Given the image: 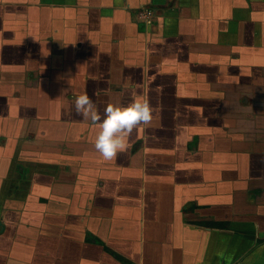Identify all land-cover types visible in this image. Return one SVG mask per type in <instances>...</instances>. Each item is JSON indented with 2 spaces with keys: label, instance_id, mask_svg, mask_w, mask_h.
I'll list each match as a JSON object with an SVG mask.
<instances>
[{
  "label": "crops",
  "instance_id": "obj_1",
  "mask_svg": "<svg viewBox=\"0 0 264 264\" xmlns=\"http://www.w3.org/2000/svg\"><path fill=\"white\" fill-rule=\"evenodd\" d=\"M82 93L152 125L106 161ZM256 221L264 0H0V264H264Z\"/></svg>",
  "mask_w": 264,
  "mask_h": 264
},
{
  "label": "clouds",
  "instance_id": "obj_2",
  "mask_svg": "<svg viewBox=\"0 0 264 264\" xmlns=\"http://www.w3.org/2000/svg\"><path fill=\"white\" fill-rule=\"evenodd\" d=\"M74 109L85 121H90L92 125L99 127L95 149L106 161L114 160L119 153L128 150L129 139L134 130L140 127L149 128L155 113V108L147 95L133 99L126 106L119 102H110L102 116L88 94L82 93L75 98ZM253 227L259 235L264 225L256 221Z\"/></svg>",
  "mask_w": 264,
  "mask_h": 264
},
{
  "label": "built area",
  "instance_id": "obj_3",
  "mask_svg": "<svg viewBox=\"0 0 264 264\" xmlns=\"http://www.w3.org/2000/svg\"><path fill=\"white\" fill-rule=\"evenodd\" d=\"M142 13H143V17H145V19H147L151 15V12L148 10H143Z\"/></svg>",
  "mask_w": 264,
  "mask_h": 264
}]
</instances>
